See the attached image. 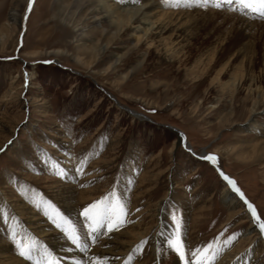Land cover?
Masks as SVG:
<instances>
[{"label":"rangeland","instance_id":"obj_1","mask_svg":"<svg viewBox=\"0 0 264 264\" xmlns=\"http://www.w3.org/2000/svg\"><path fill=\"white\" fill-rule=\"evenodd\" d=\"M128 1L143 0H106L115 12ZM27 3L0 0V30L13 11L22 21ZM157 3L161 11L172 10L165 0ZM234 3L216 7L213 2L205 5L188 0L179 8H197L203 23L212 11H222L211 25L197 32L204 38L222 24V15L236 12L229 6ZM100 7L99 0H35L20 46L22 23L11 16L6 45H0V204L12 205L18 218L28 224L35 220V213H39L36 221L52 224L45 220L42 208L30 202L33 196L51 201L69 216L72 214L66 209L74 206L76 215L70 217L83 236L86 226L77 213L115 187L126 200L128 222L121 227L133 236L154 233L163 242L161 233L173 230L175 214L182 221L188 247L219 237V246H227V251L254 246L247 260L250 264L264 258V240H240L249 220L224 203L223 180L200 154L205 151L216 157L264 219V151L259 146L264 142V100L250 116L241 109L246 85L234 91L240 98L235 103L230 94H222V88L214 86V79L199 94L195 92V67L205 70L213 63L206 54L198 55L214 45L217 35L179 63L172 61L175 57L149 54L145 45L138 48L134 39L126 38L124 28L104 21ZM193 14L190 20L196 19L197 13ZM250 15L259 26L264 25V18ZM251 29L254 41H264L261 27ZM106 43L107 51L98 53ZM108 50H118L121 59L111 65ZM260 64L249 73L262 81V87L263 61ZM220 67H213L210 79ZM28 70L34 71L32 78H28ZM216 106L218 111L210 113ZM230 110H234L231 122L222 123L220 116ZM251 119L263 130L246 129ZM171 126L184 133L188 146L178 143V133ZM82 154L88 162L77 172ZM20 185L28 186L29 199L17 190ZM24 203L29 208L23 211ZM50 236L39 233L35 239L44 244ZM229 236L235 238L224 245ZM149 237L128 264H174L177 255L164 243L161 260L156 259ZM8 241L12 242L10 237ZM158 242L155 239L156 248Z\"/></svg>","mask_w":264,"mask_h":264},{"label":"bare ground","instance_id":"obj_2","mask_svg":"<svg viewBox=\"0 0 264 264\" xmlns=\"http://www.w3.org/2000/svg\"><path fill=\"white\" fill-rule=\"evenodd\" d=\"M230 1L236 2V0H208V2H213L215 4L217 2H220L223 6H227ZM99 2L101 5L99 13H102V18H104V21L106 20L111 25L117 26L119 30L124 28V30L126 31V38L134 39L138 48L142 45H145L149 54H153L155 52L160 53L161 55L165 54L166 56L175 57V59L172 61H176L179 63L182 62L181 60H189L191 57H193L192 55L197 52V49L200 48L201 45H209V39L217 35V41L214 43V45L206 48L202 53L198 55L199 57H201L200 55L206 54L209 60L213 63L209 64V69L205 70H199L197 66L195 67V77L198 78L194 83L195 92H198L199 94L198 90H200L204 84L208 83V81H211L212 83V81L215 80V82L213 83L214 86L221 87L222 94H230L229 96L234 101L233 103H235V101L240 98L238 96V92L234 93V91L236 90V88L238 89L239 86L241 87L246 85V89L248 91L241 101L242 112L247 113L251 116L259 110L260 105L264 100V86L261 87L262 81L260 82V80L255 79V76L249 73L253 72V69H255L258 65H261V61H263L264 65V41L260 40L259 38L254 41L251 36V28H255L256 26L261 27V32L264 35V25L259 26L258 23L252 20V17L250 15L251 12V14L255 15L256 17L258 16L256 13L248 9H244L243 11L239 10L237 3L229 4V6L235 7L236 12L231 13L226 11L228 13L222 15L224 18L222 24L217 25L215 28L213 27V33L209 35V37L205 36L206 38H200L198 37L199 34L197 32L205 29L207 25H211L214 18H218L222 14V11H210L211 13L208 14L206 19L208 23L207 24L206 22L203 23L204 20L200 21L198 17V15L200 14H198L197 8H187L185 11L179 8L182 5H187L188 0H180L179 6H172L171 3H169V5L172 6V10H166V12L161 11L159 7L160 4L157 3V0H143L141 3L128 1L124 3V7L119 12H115L114 9L112 10V4L110 6V4L106 2V0H99ZM194 11L197 13L195 14L196 19L190 20L191 15H194ZM244 11L246 12V14L244 13ZM11 16L13 17L12 19L15 20V22L19 21V24L23 23L24 18L21 21L16 17L17 11H13L11 13ZM11 16H9V18L4 21L0 30V45L2 47H5L6 45L8 31L11 27ZM155 16H157V18ZM229 23H231V25H229L227 31H223V28ZM163 39H166V41ZM108 46L109 45L107 43L102 45L100 50H98V53L107 51ZM185 49L188 50V52H186ZM108 52L112 59L111 65L117 63L121 59V55L119 54L118 50H108ZM185 55L187 56L182 58ZM218 65H221V67L216 72L215 78L210 79V73L215 71L213 67ZM27 76L28 78H32L34 76V71L28 70ZM15 79L16 77L13 76L12 82H14ZM21 86H23L22 83ZM208 98H210V96L205 97V99ZM217 101L219 102L220 100ZM249 103L251 104L250 106H248ZM216 107H214V109H212L210 113L218 111L219 106L217 108ZM233 112L234 110H230L226 113H222V115L220 116L221 122L224 124H226L227 122H231L233 118ZM246 129L254 131L263 130L261 124L255 119H251L248 121ZM178 143L188 146L186 144V141L184 142L181 137H179ZM261 143L262 144L259 145L260 149L264 151V142ZM225 151L229 150L226 149ZM206 153L207 152L205 151L203 153H200L201 158L204 159V155ZM215 167L222 168L221 165L217 163V161L214 168ZM220 177L222 178V176ZM222 180L224 185L222 199L224 203L228 206V208L232 210L234 209V213H245V219L249 220V224L245 228L244 232L240 234V240L251 241L256 237H259L263 241L264 236L260 234L258 227L255 225L254 221L251 218V214L247 212L246 205L239 198V196L231 190L230 186L227 184V181H225L223 178ZM2 199L4 200V197ZM7 205L9 206L11 212L15 214L12 205ZM22 205L23 211L29 208V205L26 203ZM66 211L72 214L70 215L71 217L76 215V212L73 213L75 211L74 206L68 207ZM35 215L36 218L33 217L35 220H33L29 224L27 221L24 222L20 218H18L21 227L17 229V231L22 237H35V235L39 233H49L53 235L52 237H49V240L46 243L41 244L50 249L53 254L59 259V263L61 264H75V261L78 259L86 264L88 257L91 255L108 257V264H126V262L128 264L129 252L133 251L134 246L138 244L139 241L144 240L149 236V238H152L151 240L153 241V245L150 251L152 253L156 252V259L158 260V258H160L161 260V251L164 244L161 240H159V235L156 236L154 233L149 236H146L143 233L133 236V232L130 233L129 231H127V228L124 229L121 226L118 227V230H105L107 234H104L103 238L98 240L94 245L90 243V250L87 253H82L75 246H73L68 241V239H66V237L55 226V224H42V221H40V219L36 221L39 213H35ZM45 220L49 222V220L51 219L46 216ZM83 221L84 218H80L79 222ZM12 223V221L3 219L0 216V259L4 262V264H31L30 261L26 260L24 257H21L18 254L15 244L13 245L12 242L8 241L10 237L9 228ZM128 228L132 229V227ZM155 239L159 241L157 244V248L155 247ZM226 248L227 246L222 247V251L218 257L217 264H250L247 260L254 253V246L250 245L244 251H239L236 248L231 251H227ZM140 263L138 262V264ZM174 264H182V262L179 261L177 257ZM251 264H264V258L254 260Z\"/></svg>","mask_w":264,"mask_h":264},{"label":"snow or ice","instance_id":"obj_3","mask_svg":"<svg viewBox=\"0 0 264 264\" xmlns=\"http://www.w3.org/2000/svg\"><path fill=\"white\" fill-rule=\"evenodd\" d=\"M165 2L171 3L172 6H179L180 0H165ZM196 2L206 5L208 0H196ZM236 3L239 10L243 11L244 9H248L256 13L259 17L264 18V0H236ZM32 4L33 0H28L27 8L29 11L31 10ZM215 6L221 7L222 5L220 2H217ZM204 159L210 160L213 164L216 163V157L214 155L210 154L204 157ZM87 162L88 157L82 154L76 166V171L82 172ZM51 163L55 166V162ZM220 175L227 181L231 190L236 193L246 205L247 212L251 214V218L258 227L260 234L264 235V219L258 214L257 208L245 198L243 192H241L232 179L223 172H220ZM17 190L24 195L25 199H29L27 185H20ZM30 202L37 208H42L44 214L61 230V233L66 239L70 240L82 253H87L90 248V243H97L100 235L107 234L105 230H118V227L128 222L125 218L127 210L126 200L122 195L118 194L115 187L111 188L99 199L89 203L82 211L77 213V216H82L84 218L83 223L87 231L83 236L79 233L78 226L71 217L62 214L51 201L43 197L36 199L35 196H33ZM0 216L13 222L9 228V235L21 257L30 261L31 264H59V259L53 252L37 241L35 237H22L20 235L17 231V229L21 227L20 221L18 217L11 212L6 203L0 204ZM172 220L174 225L173 230L167 233H161V235L164 236L163 243L167 245L168 250L176 254L182 264H217L218 257L222 251V247L219 246V237H214L212 241L205 244L188 247L186 245V237L182 231V221L177 220L175 214ZM234 238V236H229L227 240L223 241V244H229ZM145 243L146 240H141L134 246L133 251L128 254L129 261L132 260L134 252H139L143 249ZM75 264H84V262L78 259L75 261ZM86 264H108V257L91 255L88 257Z\"/></svg>","mask_w":264,"mask_h":264},{"label":"water","instance_id":"obj_4","mask_svg":"<svg viewBox=\"0 0 264 264\" xmlns=\"http://www.w3.org/2000/svg\"><path fill=\"white\" fill-rule=\"evenodd\" d=\"M33 2H34V0H33ZM33 5V4H32ZM29 10H28V8L26 7V10H25V13H24V16H23V23H22V31H21V35H20V43H19V46L21 45V43H22V39H21V37H22V35H23V33H24V30H25V22H26V20H27V16H28V14H29ZM171 128L174 130V131H176L177 133H178V136L179 137H181V139L185 142L186 141V137H185V135H184V133L180 130V129H178V128H176V127H173V126H171ZM211 153H206L205 155H204V157H206V156H208V155H210ZM211 155H213V154H211ZM210 161V160H209ZM211 162V161H210ZM211 164L213 165V166H215V164H213L212 162H211ZM215 169H216V171H217V173L220 175V172H223L225 175H227L226 174V172L222 169V168H219V167H215ZM221 176V175H220ZM249 202H251L250 200H248ZM252 203V202H251ZM264 236V235H263Z\"/></svg>","mask_w":264,"mask_h":264}]
</instances>
